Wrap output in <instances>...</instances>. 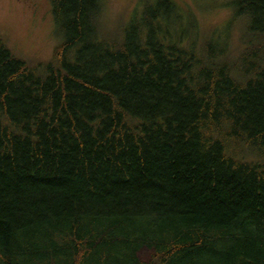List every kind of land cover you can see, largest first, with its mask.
Masks as SVG:
<instances>
[{
  "label": "trees",
  "instance_id": "obj_1",
  "mask_svg": "<svg viewBox=\"0 0 264 264\" xmlns=\"http://www.w3.org/2000/svg\"><path fill=\"white\" fill-rule=\"evenodd\" d=\"M47 1L49 57L0 34V264H264V0Z\"/></svg>",
  "mask_w": 264,
  "mask_h": 264
},
{
  "label": "rangeland",
  "instance_id": "obj_2",
  "mask_svg": "<svg viewBox=\"0 0 264 264\" xmlns=\"http://www.w3.org/2000/svg\"><path fill=\"white\" fill-rule=\"evenodd\" d=\"M181 11L190 13L196 25L213 29H227L230 0H175ZM141 0H106L108 18L127 16ZM236 29H233L235 37ZM0 34L8 44L28 60L50 56L55 36L50 4L47 0H0ZM151 249L142 246L137 256L148 260Z\"/></svg>",
  "mask_w": 264,
  "mask_h": 264
}]
</instances>
